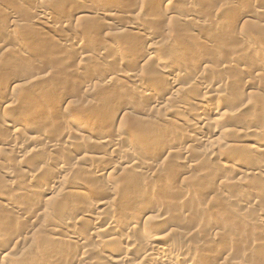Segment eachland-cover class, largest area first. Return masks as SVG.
Instances as JSON below:
<instances>
[{
    "label": "rangeland",
    "instance_id": "1",
    "mask_svg": "<svg viewBox=\"0 0 264 264\" xmlns=\"http://www.w3.org/2000/svg\"><path fill=\"white\" fill-rule=\"evenodd\" d=\"M88 1L89 0H0V65L3 64L1 65L2 67H0V111L1 107L5 106L4 102L7 98L12 97V99H15L14 101L16 103L11 109L9 108L6 110L7 112L4 116L0 112V123L8 122L13 119L16 123L21 125L22 128L19 127L22 130V134L26 137L21 136L18 138L19 141L16 140L20 151L12 149V151L3 150V153H1L2 157L0 163L2 165L0 164V169L4 171L9 168L10 171H13L14 178L12 180L14 186L10 189L5 188L3 185L4 180L6 179L3 178L2 173H0V189L3 198L19 204L24 201L25 195L31 194L34 191L35 183L27 176H23L24 170L20 166L21 164L18 163V156H20L23 151L27 152L30 151V149H33L37 140H44L43 138L46 139L47 137L58 139V134L66 130L69 134L64 133L68 134V137L71 136L78 139V142L75 145V150H73V147L71 148L72 150H69L70 152L67 151L71 156H75V152L79 146V148L82 146L84 149V145H82L83 143L81 141L89 139L97 141L101 139V136H106L107 139L110 138V140H114L116 132H125L123 134L127 137L123 136L121 139L118 138L120 140V147L125 150L128 145L127 142L135 141V152L128 155L126 154V156L121 153H114L113 156H109V154L104 152L106 153V158L103 160L102 165L114 166L118 171L122 168L118 166L120 163H117L122 160L121 157L123 158L121 162H123L130 160L134 157L133 155H135L134 160H141L143 162L153 163V165H159V167L161 166V170L159 169L157 172L155 170H150L151 172H147V175L143 173L141 175L134 174L133 176V173L129 172L131 174L129 175L126 171L125 173L119 171L114 175L113 178L115 180H113V183L110 179L94 180L96 184L99 183L103 186L102 188H106V192L110 189L113 196L110 197V195L107 194L105 190L103 191V189L102 193L104 194L99 195L98 193L97 196V192L92 190L93 193L88 192V195H90V200L94 203L99 202L100 200L114 202V205L108 214V216L114 219H119L121 217L120 213L126 207H129L131 203L134 202L135 204H138L141 201L144 202L142 207L148 209V211L150 210L155 214L160 213L159 215H163V218H167L166 222L159 224H152L150 221L145 223L149 230L145 235L142 234V237H137L141 240H138L140 244H137L133 250V252H135L133 254L136 258H144V261V256L147 254L148 256H155L154 252L150 249L152 239L156 236L163 235L167 238V242L164 243L165 247H171L182 252L186 257L188 256V259L196 263L198 262L197 264H264V227L253 221V219L255 220V217H260L261 213H263L261 216L264 215V191L263 193L261 192L262 196L261 193L257 192L256 194L255 192L256 190L252 182H256L259 179L257 176L251 175L252 177H250V175H248V178H246L245 176L247 175H244V173L247 172V168L249 169V165L247 164H249L250 161L245 164V166L247 165L245 168L243 167L244 165H242V167L229 165L225 160L229 156L235 154V146L239 147L242 143L233 141L235 140L234 137L232 138V135L229 134V136L226 135L229 137H226L227 139L220 137L218 143L215 144L216 147L203 143L199 144L201 139L206 137V133H200L201 135L198 134L196 135L197 137L194 136L196 139L193 138L191 140L183 137V134L186 133L184 131L188 130V127L180 121L181 116H183V114L184 116H189L193 113L192 110L195 111V106L193 105L201 100V94L197 92L196 94L194 93L193 96L190 94L189 96L194 97L196 100L192 102V104L186 106L188 109L184 106L181 107L182 110L180 106L176 104L177 102L173 101L172 93L165 92L167 89L161 87V84L158 82L155 83L157 87L154 84V89L149 91V94L152 96L147 94L145 95L146 97L143 96L142 99H139L136 96V98L133 97V93V95L128 94L129 96L131 95V97H128L126 94L125 97H128L129 100L123 98L124 96H120V90L124 87L126 88V83L124 82L114 81L115 83H109V85L106 86V81L110 79L113 73H136L138 75L140 74L142 78L147 79L151 77L153 72H157L159 69H163L162 67L166 64L171 65L172 63L171 67H175V69H173V75H181L179 76L182 79L180 80L183 81V84L181 81L179 82L182 86H186L185 84L189 81L193 84L192 81L196 78V72L202 74L206 73L204 75L209 77L208 79L206 77V79L213 85L210 87L211 89H215L220 85L228 86L232 81H236L237 84L232 85L234 87L230 86V84L228 86V91L226 90L225 93L222 92L220 98L218 95L219 93H215V90L212 91L210 89L207 92L208 95L212 91L209 95H214L215 93L216 97L221 101L223 100L222 102L224 105H222V112L232 113L230 111L235 110L233 113L234 115L231 116L232 118L227 117V119H225L227 121L224 120V124L222 123L226 126L225 128L227 130L233 128V130H240L241 128H239V124L241 125L240 127L243 126L244 128H248L254 126L258 122H264V63L263 65H260L261 67H258L260 69L262 68V71L257 70V72H255V74L259 76L255 78L254 74L251 76L252 79L249 77V74L253 69V71H255L256 68H253L251 71L247 69L245 70V66H242L243 63L238 62L240 58V62L242 61V56L239 55H244L246 57L255 54L256 51L264 52V22L261 21L264 20V0H103V2H105L103 3L104 5L95 3L94 5L92 0H90L89 3ZM162 1L170 2L175 5H173L171 14H167V12L161 7H158V3ZM41 3L46 5V7L50 6L49 12H51L50 14L53 19L51 21H56L57 19L55 18H61L64 16H67V18L69 17L70 19L68 18V22L57 27L56 30L58 31L56 32L41 24H36L33 22L38 15L35 12V7L41 6L39 5ZM114 4L116 5L114 6ZM98 5L99 10L101 9L100 12L107 9L109 10V6L113 5L116 8V10L111 11L112 14L114 13L116 15L113 17V20H104L103 18L104 21L102 20L100 24H97L96 21L90 19H88V21L82 14L76 13L83 7L98 9ZM190 8L196 10V15H198V17L196 16L197 18L195 19H197L196 21L199 23H205L203 24L204 28L202 24V27L200 26L198 28V26L195 27L191 21L190 23L182 21V18L186 15V11L188 12ZM139 10H143V13L147 15V18L146 16L145 18H142ZM137 13L142 20L145 19L143 20V23L146 24V30L143 32H135L133 29L136 20L138 19ZM11 15L13 17H11ZM81 15L83 18L80 19ZM13 20L17 21V23L15 29L14 27L11 28L10 32L7 30V27ZM206 24L208 26H206ZM5 26H7L6 29ZM54 33H56V37L52 36ZM160 34L164 35V39L167 38L166 41L163 39L164 42H161L163 37L159 38L158 36ZM146 35H152L151 37H156L157 35L159 39L157 38L154 41L156 42L158 40V42H160H156L159 49L157 55L153 57L154 59L150 60L147 64H140L137 60L139 56L135 53L136 51H134L135 49L133 46L135 42L137 43V41L144 40L145 37H147ZM170 38L171 45L169 42ZM207 38H214L212 41H214L215 44L212 45L209 43ZM64 39L71 41L80 40L79 42H76L78 43V46L76 47L77 49L75 50L74 48V51L73 49L71 51L65 50L63 46L64 41H62ZM127 39L130 43L126 42ZM193 41L194 43H192ZM166 43L169 44L170 50L166 49L168 48V44ZM172 43L174 44L172 45ZM18 46L22 49L21 52L16 50V47ZM167 50L170 52L168 53ZM92 52H105L110 57L113 55L112 58L114 59L111 60L116 61H88L83 58L85 53V55H87ZM242 52L243 54H241ZM165 54H167V56H165ZM114 55L117 56L114 57ZM171 56H174V58ZM196 56H201L202 59L205 58L203 60L200 59L205 63H201L200 60H195L194 58H197ZM162 58L163 61L165 60L162 62L163 64L157 62L158 60L162 61ZM233 58L235 61H233ZM167 62H169V64ZM227 65H229V67ZM211 66L213 68L217 66H220L221 68L225 67L224 71L226 72L223 73H226V77L223 76L224 74L220 75L218 72H213L216 70L211 69ZM76 68H79L78 72H75ZM156 69L157 71H155ZM246 71L249 72L247 73ZM183 76L185 79H183ZM227 76L229 78L231 77V80H228ZM227 82L229 83L227 84ZM196 83L199 87L204 86L201 82ZM54 94L56 95L54 96ZM170 94L172 98H170ZM178 94H180V92ZM112 97H119L120 99H112ZM151 97H154L155 99L158 98L161 104H155L152 101L153 98L150 99ZM168 98L170 100L172 99L171 101L173 102ZM178 99L181 100L182 96L178 95ZM38 101L43 105H40ZM168 101H170V105L167 103ZM47 102L48 104H46ZM92 102L98 104L97 106L99 108L95 107ZM129 102L132 104L131 106ZM165 103L168 105L165 106ZM126 107L134 108L129 115L125 113L126 111L124 108ZM184 110L185 113L183 112ZM236 111H238L237 114ZM24 113H27L28 116L30 115V122H27L29 121L28 118L27 120L21 118L24 116ZM172 113H176L177 116L176 114L174 116ZM42 114H46V116L50 115L53 119L51 122H43V120L41 121L39 119L42 117ZM170 114L171 116H169ZM206 116L208 117L207 114ZM70 118L77 123H71L69 121ZM25 120L29 124L24 123L22 125V121L25 122ZM236 127L237 129H235ZM157 128H164L166 131L169 130L167 135L173 137V143L171 144L173 149V151H171L173 154L169 153L166 138L162 139L165 140L164 142L161 141L157 145L145 142L148 135ZM4 133L5 132L1 133L0 136L4 137ZM45 133L46 137L44 136ZM206 135L209 136L208 134ZM199 136L204 137L197 139L200 138ZM28 137H32V139ZM33 137L36 138V141H34ZM38 137L42 139H38ZM194 139L195 141H193ZM229 139L231 141H229ZM257 139H259L258 135L251 138L254 142H256ZM63 140L64 139L60 138V142ZM253 141L247 142L245 145L250 144ZM1 147L2 146H0V149ZM82 148L81 150H83ZM85 148L87 151L93 150L92 152L94 153V149H92L90 145ZM161 150L164 151L162 152ZM0 151L2 152V149ZM91 151L90 154H93ZM203 151L205 152L203 153ZM65 152L66 151H64V153L51 151L49 153L50 156L54 154L51 156L52 158L57 157L64 160L66 158L68 159L67 155L70 157V155ZM65 154L66 156L62 157V155ZM102 155L104 156L103 152ZM210 156L211 158H209ZM31 160L33 161L34 158ZM114 161L116 162L115 164ZM6 166L8 168H6ZM238 171L239 173L241 171V173L239 174ZM42 172L40 171V173ZM43 174L44 173H42V175ZM124 175L126 176L124 177ZM48 177L53 180L55 177L57 178V174L54 173V175L51 174ZM56 178L53 181H57ZM84 178L86 177L84 176ZM132 180L134 181L132 182ZM144 181L147 183L150 182V187L144 188V186H142V184L145 185ZM90 182L93 181L91 180ZM224 183L228 185L226 186ZM124 184L126 186H124ZM225 186L229 190L226 189ZM60 191H62L60 187H58V189L55 187L53 194L60 195L62 193ZM71 192H73V190ZM93 194L96 196L93 197ZM63 197L64 199L62 196L60 197L61 199L57 205L48 209L49 211L47 210L49 213L44 220L42 219L43 221H45V219L47 220L45 221L49 225V228L46 229L47 231L43 232V229H39V227L33 228L34 230H27L26 225L23 222H18L19 220L17 221L13 218L8 219L7 222H4L5 220H0V222L8 224L7 229L3 223H0V236L9 233L8 239L6 238L7 240L0 238V240L3 239L0 243L6 247V251L4 250L1 256L6 255L7 253V256L11 260H9V262H26L25 260H28L29 262L30 260L31 263L34 261L35 264H72V261L75 262L76 260H80L81 255H79V251L74 247H68L66 243L63 245V242L57 243L59 240H51L53 237H58L53 231L55 229L57 230L58 227L56 226L60 224L59 221L64 215L63 213H65V211H70L72 203H78L81 205L86 203V198L84 197V199L81 195L72 199H68V197H66V199L65 196ZM22 204L26 210L27 217L29 216L28 220L30 218L31 220L29 221H34L31 217H35V214L30 216V212L33 210L35 211L38 208L37 204H35L36 206L25 204L24 202ZM2 210L3 206L0 205V215ZM252 216L254 218H252ZM53 221L58 225H55L56 223ZM108 221L110 222V220ZM138 222L144 223V220L139 219ZM21 224H24L25 227ZM55 232L57 233V231ZM206 233L211 235V238H207L206 236L203 237ZM25 238L28 242L25 241ZM99 243L101 244V242ZM122 244L123 243L117 244L114 251L117 250V253L120 254L129 253L128 246L124 244L123 246ZM216 251L221 255V258L219 255L220 259H218V257L216 258L218 261L211 256V254ZM94 254L90 253L86 256V259L82 256L85 262L83 264H95L97 257ZM128 257L132 259L131 256ZM103 262L105 264H120L119 261L116 263H112L109 260ZM5 263L11 264L8 262Z\"/></svg>",
    "mask_w": 264,
    "mask_h": 264
},
{
    "label": "bare ground",
    "instance_id": "2",
    "mask_svg": "<svg viewBox=\"0 0 264 264\" xmlns=\"http://www.w3.org/2000/svg\"><path fill=\"white\" fill-rule=\"evenodd\" d=\"M39 1V0H38ZM90 1V0H89ZM88 1V3H89ZM123 1V0H122ZM152 1H155V0H152ZM73 2V1H72ZM86 2V1H85ZM231 2V1H230ZM264 2V1H263ZM40 3V2H39ZM83 3V2H82ZM87 3V2H86ZM92 3L94 4H99V5H102L103 3V0H92ZM229 3V2H228ZM226 3V4H228ZM256 3V2H255ZM92 4V5H93ZM94 4V5H95ZM157 4V3H156ZM41 6H37L35 7L36 10L35 12L38 14L36 16V18L34 19L33 22H35L36 24H41L43 26H45L46 28L48 29H51L53 30L54 32L58 31L56 30L57 27L63 25L65 22H68V18L67 16H64V17H61V18H55L57 19L56 21H51L53 20L52 17H51V12H49V7H46V5L44 4H39ZM99 5H98V9H95V8H91V7H83L80 9L79 12H76L77 14H82L83 17L87 20L90 19V20H93V21H96L97 24H100V22L105 19H110V20H113V17H115L116 15L111 11H114L116 10V8L114 7L116 4L111 5L109 6V10H103V12H100L101 9L99 10ZM104 5V4H103ZM120 5V4H119ZM173 5L172 3L170 2H159L158 3V7L162 8L165 12L168 13H172V8H173ZM192 5V4H191ZM229 5V4H228ZM257 5V4H256ZM87 6V5H86ZM97 6V5H96ZM149 6V5H148ZM175 6V5H174ZM231 7V6H229ZM136 8V7H135ZM156 8V7H155ZM194 9V8H193ZM190 8V10L187 12L186 11V15L184 16V18H182V21H187L188 23H191L195 25V27L198 26V28L203 24L205 23H199L198 21H196L198 17V15H196V10H193ZM264 9V8H263ZM51 10V9H50ZM137 10V9H136ZM175 10V9H174ZM198 11V10H197ZM228 11V10H226ZM140 15L142 18H147V15H145L143 13V10H139ZM138 12V13H139ZM145 12V11H144ZM259 12V11H258ZM138 13H137V17L138 19L136 20V23H135V26H134V30L135 32H143L145 31V26L146 24H144L143 19L141 17L138 16ZM143 13V14H142ZM146 13V12H145ZM263 13V12H262ZM10 14V13H9ZM124 14V13H123ZM147 14V13H146ZM260 14V13H259ZM258 14V16H259ZM82 15L80 16V19L83 18ZM261 15V14H260ZM150 16V14H149ZM197 16V17H196ZM11 17H13L11 15ZM136 17V18H137ZM250 17V16H249ZM257 17V16H256ZM141 18V19H139ZM200 18V17H199ZM70 19V18H69ZM250 19V18H249ZM86 20V21H87ZM103 20V21H104ZM89 21V20H88ZM264 22V20H261ZM70 22V21H69ZM107 22V21H106ZM203 22V20H202ZM249 22V21H248ZM251 22V21H250ZM257 22V21H256ZM259 22V21H258ZM16 23L17 21L13 20L11 22V24L7 27L5 26V29L7 27V30L11 32V28L16 27ZM89 23V22H88ZM87 23V24H88ZM187 23V24H188ZM191 24V25H192ZM202 24V25H201ZM90 25V24H89ZM102 25V24H101ZM65 26V25H64ZM206 26H208L206 24ZM205 26V27H206ZM252 26V25H251ZM254 26H255V23H254ZM261 26V25H260ZM264 26V25H263ZM217 27V26H216ZM203 28H204V25H203ZM212 28V27H211ZM264 28V27H263ZM13 29V30H14ZM60 29V28H59ZM251 29V28H250ZM12 30V32H13ZM77 30V29H76ZM204 30V29H203ZM235 31V30H234ZM6 32V31H5ZM56 33H54V35L52 36H55ZM78 34V33H77ZM8 35V34H7ZM150 35V34H148ZM154 35V34H153ZM162 35V36H161ZM58 36V35H57ZM77 36V35H76ZM75 36V37H76ZM147 36V35H146ZM152 36V35H151ZM151 36H147L145 37L144 40L142 41H137V43L135 42L134 43V51H136L135 53H137V55L139 56L138 57V61L140 64H147L150 60L154 59L153 57H155L157 55V51H158V47L157 46L158 44L156 42H158V40L155 42L154 40H156L158 37H163L164 35L163 34H160L158 37L156 35V37H151ZM197 36V35H196ZM49 37V36H48ZM172 37V36H171ZM194 37V36H193ZM209 37V36H208ZM213 37V36H212ZM74 38V37H73ZM72 38V39H73ZM81 38V37H80ZM158 38V39H159ZM71 39V38H70ZM164 37L161 39L162 41L161 42H164V40L166 41V39H164ZM214 39V38H213ZM213 39H208V42L211 43L212 45L215 44L214 41H212ZM220 39V38H219ZM218 39V40H219ZM175 40V39H174ZM3 41V40H2ZM5 41V40H4ZM64 41L63 42V46H64V49L67 50V51H71L73 49L74 51V48L75 50L77 49L76 47L78 46L76 43L78 40H62ZM80 41V40H79ZM78 41V42H79ZM168 41V40H167ZM171 41V38L169 40V42ZM1 42V41H0ZM125 42V41H124ZM127 43L130 41H126ZM218 42V41H216ZM5 43V42H4ZM6 43H7V40H6ZM81 43V42H80ZM160 43V42H158ZM194 43V41L192 42ZM3 44V42H2ZM82 44V43H81ZM157 44V45H156ZM165 44V43H164ZM168 44V43H166ZM174 43H172L173 45ZM6 45V44H4ZM170 45H171V42H170ZM264 46V45H263ZM132 47V46H131ZM171 47V46H170ZM213 47V46H212ZM211 47V48H212ZM215 47V46H214ZM17 51L18 52H21V48L20 46L16 47ZM84 48V47H83ZM173 48V47H172ZM106 49V48H105ZM105 49H102V50H105ZM168 50H170L169 48V44H168V48H166ZM98 50V49H97ZM167 52L169 53L170 51ZM217 50V49H216ZM264 50V48H263ZM162 51V50H161ZM166 51V50H164ZM173 51V50H172ZM209 51V50H208ZM214 51V50H212ZM221 51V50H220ZM244 51V50H243ZM261 51V50H259ZM88 52V51H87ZM101 52V51H100ZM128 52V51H127ZM160 52V51H159ZM166 52V53H167ZM218 52V51H217ZM216 52V53H217ZM263 52V51H262ZM255 52V54H251V56H249L247 53V55L249 56H244V55H239V56H242V61L240 62L239 60L238 62L239 63H243L242 66H245V70H252L253 68H256L255 71L252 70V72H250V76H253L255 74V72H257V70H260L262 71V68H258L261 64L263 65L264 63V52ZM17 53V52H16ZM82 53V52H81ZM161 53V52H160ZM209 53V52H208ZM207 53V54H208ZM84 54V53H83ZM86 54V53H85ZM84 54V59L85 60H92V61H103L105 62V60L108 62V60L110 61L111 59H114L112 58L113 55L110 57L108 54H106L105 52H102V53H89L87 55ZM125 54V53H124ZM171 54V53H170ZM214 54V53H213ZM228 54V53H227ZM243 54V52L241 53ZM120 55H123V54H120ZM172 55H173V52H172ZM222 55V54H221ZM238 55V54H237ZM2 56V55H1ZM117 56V55H116ZM114 55V57H116ZM125 56V55H123ZM165 56H167V54H165ZM169 56V55H168ZM175 56V55H174ZM174 56H171L174 58ZM220 56V55H219ZM233 56V55H232ZM235 56V55H234ZM121 57V56H120ZM197 58H194L195 60H200L202 59L201 56H196ZM210 57V56H209ZM214 57V56H213ZM248 57V58H247ZM118 58V57H117ZM230 58V57H229ZM232 58V57H231ZM123 59V58H122ZM156 59V58H155ZM170 59V57H169ZM172 59V58H171ZM192 59V58H191ZM190 59V60H191ZM205 59V58H203ZM202 59V60H203ZM234 59V58H233ZM236 59V57H235ZM235 59L233 61H235ZM201 61L204 62V61ZM215 60V59H214ZM1 61V60H0ZM111 61H116V60H111ZM120 61H123V60H120ZM165 61V60H164ZM163 61V58H162V61L158 60L157 62H164ZM170 61V60H169ZM232 61V62H233ZM128 62V61H127ZM156 62V60H155ZM173 62V61H172ZM185 62V61H184ZM187 62V61H186ZM192 62V61H191ZM231 62V61H230ZM154 63V62H153ZM169 64V62H167ZM171 63V62H170ZM177 63V62H176ZM205 63V62H204ZM208 63V62H207ZM236 63V62H235ZM6 64V63H5ZM163 64V63H162ZM166 64V62H165ZM186 64V63H185ZM189 64V63H188ZM234 64V62H233ZM238 64V63H236ZM3 65V64H1ZM0 65V67H2ZM62 65V64H61ZM158 65V64H157ZM170 65V64H169ZM165 65L163 66L162 68L163 69H159V71H157V69L155 71L157 72H153L151 74V77L147 78V79H144L142 78V76L139 74H126V73H120V72H116L117 74L113 73L110 77V79L108 81H106V86L109 85V83H115L114 81H120V82H124L126 83V88L124 87L122 90H120L119 92V95L120 96H124L123 98H127L129 100L128 97H131V95L129 96L128 94H134L133 97H137L139 99H142L143 96L146 97L145 95L149 94V91L154 89V84L156 82H158L159 84H161V87L167 89L165 92H168V93H172V96L173 98L171 97V94H170V98L173 99V101L177 102L176 104H178L181 107H186L188 106L189 104H192V102H194L196 99H194V97H191L189 96L190 94H193L196 92L201 94V100H199L197 103H195V111L192 110L193 113H191L189 116H181V119L180 121L186 125L188 127V130H185L183 134V137L188 139V140H191L193 138L196 139V135L200 134V133H206L208 134L209 136H207L205 134L206 137L204 136H201V137H204L201 139L200 138H197V139H201V142H199V144L203 143V144H206V145H210V146H213V147H216L215 144L218 143L220 137L222 138H226L227 136L226 135H232V138L234 137L235 140L233 141H237L238 143H242V145H240L239 147L238 146H235L236 147V150H235V154H233L232 156H229L228 158H224L226 160V163H228L229 165H233V166H240L242 167V165H244L243 167H247V165H249V169L247 168V172L244 173V175L246 174L247 176H245L246 178H248V175H250V177H252L251 175H255L257 176L259 179L255 182H252L253 186L255 187V191L256 194L257 192L259 193H263L264 191V122H258L256 123L254 126H251V127H248V128H244L243 126L240 127L241 125L239 124V128H241L240 130L237 129V127L235 129L237 130H233V129H230V130H227L225 127V125H223V121L225 119H227V117L229 118H232L231 116H233L234 114V111H230L232 113H229V112H222V109H223V100L221 101L219 98L221 96V93H225V91L227 90L228 91V86H232L234 84H237L236 81L232 83H229L227 82L228 86H218L216 87L215 89H211L210 87H212V83L211 82H208V78L207 76H205L204 74L202 73H199V72H196V78L193 79V84L189 82H187L185 85L186 86H182V82L181 81L182 79L180 78V74H177L178 76L176 75H173L174 74V71L173 69H175V67H171V65ZM190 65V64H189ZM220 65V64H218ZM240 65V64H239ZM82 66V65H81ZM80 66V67H81ZM174 66V65H173ZM191 66V65H190ZM194 66V65H193ZM221 66V65H220ZM220 66H217V67H210L211 69L213 70H216V71H213V72H218L220 75L224 74L223 72H226L224 71V68H221ZM229 67V65H227ZM226 66V67H227ZM11 67V66H9ZM187 67V65H186ZM261 67V66H260ZM8 68V67H7ZM189 68V67H188ZM82 69V68H81ZM1 70V69H0ZM4 70V69H2ZM179 70V69H178ZM197 70V69H196ZM263 70H264V67H263ZM79 71V68L75 69V72H78ZM177 71V70H175ZM198 71V70H197ZM200 71V70H199ZM203 72V70H202ZM228 72V71H227ZM247 72V71H246ZM249 72V71H248ZM247 72V73H248ZM5 73V72H4ZM177 73V72H176ZM229 73V72H228ZM214 74V73H213ZM180 75V76H179ZM208 75V74H207ZM226 73L223 75L225 76ZM5 76V75H4ZM210 76V75H209ZM212 76V75H211ZM221 76V77H223ZM259 75H256L255 74V78L258 77ZM263 76V75H262ZM207 77V79H206ZM226 77V76H225ZM224 77V78H225ZM228 77V76H227ZM261 77V76H260ZM214 78V77H213ZM223 78V79H224ZM231 78V77H230ZM229 77H228V80H231ZM233 78V77H232ZM252 78V77H251ZM181 79V80H180ZM183 79L184 76H183ZM226 79V78H225ZM236 79V78H235ZM249 79V78H248ZM253 79V78H252ZM192 80V79H191ZM220 80V79H219ZM234 80V79H233ZM257 80V79H255ZM113 81V82H112ZM182 84H180V82ZM215 81V80H214ZM196 82H201L202 85H204L203 87H199V85H197ZM231 82V81H230ZM252 82V81H251ZM198 83V84H199ZM204 83V84H203ZM250 83V82H249ZM253 83V82H252ZM206 84V85H205ZM100 85V84H99ZM105 85V83H104ZM111 85V84H110ZM156 85V84H155ZM225 85V84H223ZM103 86V85H102ZM157 87V85H156ZM159 87V85H158ZM234 87V86H232ZM162 88V89H163ZM215 90V93H219V98L216 97V94L214 93V95H207V92L208 90ZM105 90H106V87H105ZM112 91V90H111ZM155 91V90H154ZM153 92V91H151ZM160 92V91H158ZM180 92V94L178 93ZM181 95L182 96V99H178V95ZM126 94L128 95V97H125ZM132 94V95H133ZM156 94V93H155ZM56 94H54L55 96ZM105 95V94H104ZM118 95V94H117ZM151 95V94H149ZM167 95V94H166ZM177 95V96H176ZM14 96V95H13ZM21 96V95H20ZM114 96V95H113ZM116 96V95H115ZM152 96V95H151ZM155 96V95H154ZM223 96V94H222ZM225 96V95H224ZM27 97V96H26ZM110 97V96H109ZM135 97V98H136ZM51 98V97H50ZM115 98V97H114ZM112 97V99H114ZM116 98H119V97H116ZM115 98V99H116ZM153 98V99H152ZM157 98V97H156ZM176 98V99H175ZM49 99V98H47ZM110 99V98H109ZM111 99V100H112ZM120 99V98H119ZM150 99H152V101L155 103V104H161V102L157 99H155L154 97H151ZM169 99V98H168ZM171 99V100H172ZM226 99V98H225ZM241 99V98H240ZM15 99H12V97L10 98H7V100L4 102L5 106L4 107H1V113L3 114V116L6 114V110H8L9 108L11 109L12 106L15 103L14 101ZM20 100V98H19ZM108 100V99H107ZM118 100V99H117ZM122 100V99H121ZM124 100V99H123ZM170 100V99H169ZM170 100V101H171ZM116 101V100H115ZM132 101V100H131ZM170 101H168L167 103H169ZM171 101V102H173ZM22 102V101H21ZM20 102V103H21ZM127 102V100H126ZM174 102V103H175ZM240 102V101H239ZM238 102V103H239ZM39 103V101H38ZM41 103V102H40ZM39 103V104H40ZM130 103V102H129ZM128 103V104H129ZM167 103H165L164 105H168ZM48 104V102L46 103ZM50 104V103H49ZM93 105H95V107H98L97 105L98 104H94L92 102ZM40 105H43V104H40ZM51 105V104H50ZM132 104L130 103V106ZM170 105V103H169ZM46 106V105H44ZM49 106V105H48ZM91 106V105H89ZM129 106V105H127ZM174 106V105H173ZM42 107V106H41ZM40 107V108H41ZM94 107V108H95ZM176 107V106H175ZM34 108V107H33ZM92 108V107H91ZM93 108V109H94ZM99 108V107H98ZM105 108V107H104ZM179 108V109H180ZM187 108V107H186ZM230 108V107H229ZM50 109V108H49ZM132 107H126L124 108V110L126 111L125 113H127L129 115L130 112H132ZM182 109V108H181ZM188 109V108H187ZM186 109V110H187ZM194 109V108H193ZM235 109V108H234ZM29 110V109H28ZM96 110V109H95ZM99 110V109H98ZM183 110V109H182ZM30 111V110H29ZM46 111V110H44ZM103 111V110H102ZM41 112V111H40ZM98 112V111H97ZM181 112V111H180ZM185 113V110L183 111ZM182 112V113H183ZM238 111H236V114H237ZM30 113V112H29ZM36 113V112H35ZM66 113V112H65ZM209 113V114H208ZM173 114V113H172ZM176 114V113H175ZM175 114H173L175 116ZM206 114L208 115V117L206 116ZM32 115V114H31ZM38 115V114H37ZM66 115V114H65ZM95 115H96V112H95ZM172 115V116H173ZM179 115V114H178ZM41 116V114H40ZM39 116V117H40ZM171 116V114L169 115ZM177 116V114H176ZM29 117L30 115L28 116L27 113H24V116L21 117L22 119H26L28 118L29 120ZM124 117V116H123ZM238 117V116H237ZM42 118V119H41ZM39 118L41 121L43 120V122H46V121H49L51 122V120L53 118L50 117V115L46 116V114H42V117ZM100 118V116H99ZM103 118V117H102ZM180 118V117H179ZM21 119V120H22ZM31 119V118H30ZM171 119V117H170ZM240 119V118H239ZM9 120V118H8ZM13 120V119H12ZM8 121V122H2L0 123V135L1 133L5 132L3 134L4 137H1L0 138V146L1 149H2V152L0 151V160H1V157H2V154L3 153V150H9V151H12V149H17L20 151L19 149V145H17V141L19 137L21 136H24L22 134V130H21V125H19L18 123H16L14 120L13 121ZM23 122L22 121V125L25 123V124H29L27 122H30L27 121L26 122ZM32 120V119H31ZM102 120V119H101ZM107 120V118H106ZM165 120V119H164ZM230 120V119H228ZM71 123H74L76 124L77 122H75L73 119L70 118L69 120ZM227 121V120H225ZM234 121V120H233ZM40 122V121H39ZM42 122V123H43ZM236 122V121H235ZM32 123V122H31ZM30 123V124H31ZM38 123V122H37ZM223 123V124H222ZM227 123V122H226ZM225 123V124H226ZM241 123V122H240ZM246 123V122H245ZM18 124V125H17ZM123 124V123H122ZM233 124V123H232ZM227 125V124H226ZM245 125V124H244ZM21 128H20V127ZM25 126V125H24ZM234 126V125H233ZM160 127V126H159ZM247 127V126H246ZM118 128V127H117ZM172 130V129H171ZM169 131V130H168ZM164 128H157L155 130H153V132L151 134L148 135V137L146 138L145 142H149L151 144H158L159 142H164L165 140H162V139H167V148L169 150V153H172L173 149H172V141H173V137H171V135H167V132ZM68 133L66 130L65 131H62L59 135V138H43L44 140H37L36 141V138L33 137L34 141H36L35 143V146L33 147V149H30V151H23L21 152L20 156H18V163L21 164L20 166L23 168L22 172L24 173L23 176H27L31 181H33L35 183V188H34V191L31 193V194H28V195H25L24 197V203L25 204H30V205H35L37 204L38 208L31 213L30 216H32V214H35V217L32 216L31 218L34 219V221H29L31 220L29 218L28 220V217H27V213L25 212V208L23 207V202H20L19 204H16V202H13L12 200H5V198H3V194L1 193V189H0V205L3 206V210H2V213L0 215V220H5L4 222H7L8 219H16L18 222H23L25 225H26V229L28 230H34L33 228H38L39 229H43L42 231H47L46 229L49 228V225L45 222L47 221L44 218L46 217V215L49 213L47 212L48 209H50L51 207L57 205L60 201V197L62 196V198L64 199L63 196L68 197V199H72V198H75L77 197L78 195L81 197H85V201L87 203H84L83 205L81 204H74L72 203L71 207H70V211L63 213L64 215L62 216V218L60 219V224L58 225L55 221L56 224L55 225H58L56 227L57 230L55 228L53 233L58 236V237H53L51 238L52 241L56 240L58 241L57 243L59 242H63L62 244L64 245L66 243V245L69 246H72L71 248H75L77 251H79V255H81V258L80 260H76L75 262L72 261L71 263L72 264H83L85 263L84 262V259H86V256H88L90 253H95L94 255L97 257V261L95 262V264H105L103 261H111L112 263H116L117 261H119L120 264H197L196 262H193L192 260L188 259V256L186 257L182 252H179L178 250H175L174 248H171V247H165L164 243H166V236H163V235H160V236H156L152 239V244L150 245V249L154 252L155 256H151L148 254L145 257V260L143 261L144 258H136L135 255L133 253V250L135 249V247L137 246V244H140L139 241L141 239H138L137 237L139 236L142 237L143 235L142 234H146L148 233V226H146L145 223H147L148 221L152 222V224H159V223H163V222H166V219L167 218H163L164 216L163 215H159V214H155L153 213L152 211H148V209H145L144 207H142V204H144L143 201H141L140 203L138 204H135L134 202L131 203V205L129 207H126L120 214H121V217L119 219H114V218H111L110 216H108L111 208L113 207V203L112 201H102L100 200L99 202H92L91 197L90 195H88V192H92V190L96 191L97 192V196H98V193L99 195L100 194H104L102 193V189L103 191L106 189L102 188L103 186H101L99 183V186L98 184H96V182H94V180H107V179H110V181L113 183L115 180L113 177L114 175H116V173H118L119 171H123L125 173L130 172V173H133L132 176L135 174L137 175H141L143 173H147L149 172L150 170H155L156 172L160 169L159 165H153V163H148V162H143V161H136L134 160V157L135 155H133L134 157H132L130 160H126V161H123V158L121 157V161L120 162H117V163H120L118 166L121 168H119L120 170H116V167L114 166H103L102 163H103V160L106 158L105 157V154H109V156H113L114 153H121V154H131L132 152H135V148H136V144H135V141L132 142V141H129L127 142V147L126 149H121L120 147V143H119V139L123 138L125 132L121 133V132H116L115 134V139L114 140H110V138L107 139L106 136H101V139L100 140H85V141H81L82 145H84V149L81 150V148L78 147L77 151L75 152V156H71L70 153H68L67 151H69L71 148H73V150H75V145L76 143L78 142V139L77 138H73V137H68V134H65V133ZM134 132V131H133ZM93 133V132H92ZM96 133V132H95ZM132 133V132H131ZM137 133V132H136ZM182 133V132H181ZM108 134V133H107ZM170 134V133H169ZM46 135V133L44 134V136ZM133 135V134H131ZM179 135V134H178ZM201 135V134H200ZM204 135V134H203ZM228 135V136H229ZM256 135H258L259 139L256 140V142H254L253 140H251L252 137H256ZM42 136V135H41ZM40 136V137H41ZM108 136V135H107ZM126 136V135H125ZM124 136V137H125ZM168 136V137H166ZM181 136V135H180ZM196 136V137H194ZM25 137V136H24ZM43 137V136H42ZM46 137V136H45ZM110 137V136H109ZM127 137V136H126ZM26 138V137H25ZM30 138V137H28ZM27 138V139H28ZM60 138L66 140V141H61L60 142ZM119 138V139H118ZM221 138V139H222ZM229 138V137H227ZM226 138V139H227ZM231 138V136H230ZM32 139V137L30 138ZM29 139V140H30ZM38 139H42V138H39ZM195 139L193 141H195ZM129 140V139H128ZM127 140V141H128ZM136 140V139H135ZM19 141V140H18ZM197 141V140H196ZM229 141H231L229 139ZM250 141H253L251 142L250 144H247L245 145L247 142H250ZM197 142V143H198ZM38 143V144H37ZM221 143V142H220ZM20 144V142H19ZM80 144V143H79ZM139 144V143H138ZM147 144V143H146ZM90 145L92 147V149H94V153L93 154H90V151H87V149L85 148L86 146ZM161 145V144H160ZM204 145V146H206ZM219 145V144H218ZM221 145V144H220ZM171 146V147H169ZM203 146V145H202ZM77 147V146H76ZM218 147V146H217ZM165 148V147H164ZM0 149V150H1ZM90 149V148H88ZM140 149V148H139ZM161 149V148H160ZM72 150V149H71ZM104 150V151H102ZM172 150V151H171ZM204 150V149H203ZM51 151H59V152H63L66 151L65 153L69 154L70 157L67 155L68 159H60V158H57V157H54L52 158L51 155L50 156V153ZM162 151V150H161ZM164 151V150H163ZM162 151V152H163ZM206 151V150H205ZM203 151V153L205 152ZM209 151V150H208ZM70 152V151H69ZM72 152V151H71ZM102 152L104 154V156L102 155ZM106 152V153H104ZM55 153V152H54ZM177 153V152H175ZM200 153V152H199ZM207 153V151H206ZM5 154V153H4ZM3 154V155H4ZM52 154V153H51ZM119 154V155H121ZM136 154V153H134ZM173 154V153H172ZM209 154V153H208ZM170 155V154H169ZM189 155V154H188ZM200 155V154H199ZM206 155V154H205ZM211 155V154H209ZM208 155V156H209ZM65 155H62V157H65ZM108 156V155H107ZM124 156V157H125ZM5 157V156H3ZM30 157V158H29ZM116 157V156H115ZM128 157V156H127ZM126 157V158H127ZM202 157V156H201ZM34 158V160L32 161L31 159ZM111 158V157H110ZM130 158V157H129ZM128 158V159H129ZM211 158V156L209 157ZM139 159V158H138ZM187 159V158H186ZM3 160V159H2ZM7 160V159H5ZM9 161V160H7ZM248 161H250L249 164ZM9 163V162H8ZM116 162L114 161V164ZM1 164V163H0ZM245 164H247L245 166ZM2 165V164H1ZM117 166V167H118ZM191 166V165H190ZM3 167V166H2ZM194 167V166H193ZM6 168H8L6 166ZM5 168V169H6ZM235 168V167H234ZM11 169V168H10ZM37 169V170H36ZM161 170V169H160ZM235 170V169H234ZM236 170H241V169H236ZM40 171L42 173H44L42 175V173H40ZM151 172V171H150ZM154 172V171H153ZM155 172V173H156ZM0 173H2V177L5 178L6 180H4V185L5 188H12V186H14V182L12 181L14 178H13V171H10L9 168L6 169V170H1L0 169ZM57 174V181H53L51 180V178H49L48 176H50L51 174L54 175ZM127 173V174H128ZM129 173V175H131ZM187 173V171H186ZM239 173V171H238ZM241 173V171H240ZM239 173V174H240ZM47 174V176H46ZM148 174V173H147ZM146 174V175H147ZM42 175V176H41ZM243 175V176H244ZM84 176L86 178H84ZM89 176V177H88ZM126 175H124L125 177ZM81 177V178H80ZM130 177V176H129ZM244 177V178H245ZM254 177V176H253ZM113 178V179H112ZM245 178V179H246ZM250 179V178H249ZM88 180H92L93 182H90ZM185 180V179H184ZM109 181V180H108ZM109 181V182H110ZM117 181V180H116ZM134 180H132L133 182ZM148 181V180H147ZM104 182V181H103ZM121 182V181H120ZM119 182V183H120ZM32 183V182H31ZM128 183V182H127ZM145 185L142 184V186H144V188L146 187H150V182H145ZM237 183V182H236ZM118 184V182H117ZM225 184V183H224ZM106 185V184H105ZM226 185V184H225ZM228 185V184H227ZM226 185V186H227ZM251 185V184H250ZM2 186V187H3ZM58 189V187H60V189H62V192L60 195H56V194H53V190H55V187ZM115 186V185H114ZM124 186H126L124 184ZM128 186V185H127ZM225 186V187H226ZM236 186V185H235ZM107 187V186H106ZM121 187V186H120ZM222 187V186H221ZM229 187V186H228ZM4 188V187H3ZM152 188V187H151ZM18 189V188H17ZM73 192H71L72 190ZM108 189V188H107ZM113 189V188H112ZM119 189V188H118ZM162 189V188H161ZM165 189V188H164ZM225 189V188H224ZM226 189H228L226 187ZM5 190V189H3ZM2 190V191H3ZM8 190V189H7ZM21 190V188H20ZM114 190V189H113ZM129 190V189H128ZM229 190V189H228ZM246 190V189H244ZM249 190V189H247ZM75 191V192H74ZM152 191V190H151ZM217 191V190H216ZM20 192V191H19ZM95 192V193H96ZM106 192V190H105ZM116 192V191H115ZM125 192V191H124ZM154 192V191H153ZM247 192V191H246ZM21 193V192H20ZM107 194L111 196H113L112 194V191L109 189L107 190L106 192ZM106 193H105V196H106ZM144 193V192H143ZM249 193V192H247ZM251 193V192H250ZM262 193H261V196H262ZM121 194V193H120ZM219 194V192H218ZM222 194V193H221ZM116 195V194H115ZM114 195V197H115ZM260 195V194H259ZM92 196V195H91ZM96 196V195H95ZM94 194H93V197H95ZM264 196V194H263ZM5 197V196H4ZM80 197V198H81ZM67 199V198H66ZM77 199V198H76ZM104 199V198H103ZM229 200V199H228ZM3 201V202H2ZM64 201V200H63ZM69 201V200H68ZM133 201V200H132ZM131 201V202H132ZM136 201V200H135ZM172 201V200H171ZM170 201V202H171ZM5 202V203H4ZM74 202V201H73ZM76 202V201H75ZM178 202V201H177ZM24 204V205H25ZM69 204V203H68ZM170 204V203H169ZM172 204V203H171ZM70 205V204H69ZM176 205V204H175ZM36 206V205H35ZM174 206V205H173ZM32 207V206H31ZM91 207V208H90ZM33 209V208H32ZM64 209V208H63ZM66 209V208H65ZM68 209V208H67ZM157 209V208H156ZM93 210V211H92ZM49 211V210H48ZM156 211V210H155ZM262 211V210H261ZM28 212V211H27ZM62 212V211H61ZM246 213V212H245ZM244 213V214H245ZM261 213V212H260ZM263 213H261L262 215ZM26 215V216H25ZM29 215V214H28ZM189 215V214H188ZM253 215V214H252ZM260 217H255V220L253 219L254 222L256 223H259L261 225H263L264 227V215ZM108 216V217H107ZM259 216V215H258ZM107 217V218H106ZM196 217V216H195ZM192 218V217H190ZM249 218V217H248ZM252 218H254L252 216ZM250 218V219H252ZM43 219V220H42ZM113 219V220H112ZM140 220H144V223H140L138 222ZM188 219V218H187ZM49 220V219H48ZM110 220V222L108 221ZM11 222V220H9ZM15 221V220H14ZM42 221V222H41ZM146 221V222H145ZM58 222V223H59ZM0 223H3V222H0ZM13 223V222H11ZM6 227H7V223H3ZM2 224V225H3ZM24 224H21V225H24ZM150 224V223H148ZM167 224V223H166ZM1 225V224H0ZM3 225V226H4ZM24 225V227H25ZM145 225V226H144ZM14 226V225H13ZM52 226V225H51ZM15 227V226H14ZM1 228V227H0ZM16 228V227H15ZM19 228V227H18ZM151 228V227H149ZM6 229V228H5ZM4 229V231H5ZM8 229V227H7ZM11 229V228H10ZM45 229V230H44ZM22 230V229H21ZM20 230V231H21ZM3 231V233H4ZM9 231V230H8ZM15 231V230H14ZM39 231V230H38ZM41 231V232H42ZM57 231V233L55 232ZM197 231V229H196ZM27 232V231H26ZM29 232V231H28ZM34 232V231H33ZM51 232V230H50ZM59 232V233H58ZM204 232V231H203ZM2 233V234H3ZM20 233V232H19ZM9 234V233H8ZM8 234H3L0 236V238H3V239H8ZM46 234V233H44ZM188 234V233H187ZM198 234V233H197ZM201 234V233H200ZM20 235V234H19ZM35 235V234H34ZM142 235V236H141ZM191 235V234H190ZM169 236V235H168ZM203 236V235H202ZM207 237V238H211L209 234H205L203 237ZM25 237V236H24ZM91 237V238H89ZM171 237V236H170ZM27 238V236H26ZM25 238V239H26ZM47 238V237H45ZM172 238V237H171ZM3 239H1L3 241ZM6 239V240H7ZM15 239V238H14ZM0 240V242H1ZM24 240V239H23ZM103 240V241H102ZM139 240V241H138ZM211 240V239H210ZM5 241V240H4ZM27 241V239L25 240ZM50 241V240H49ZM55 241V242H56ZM206 241V239H205ZM209 241V240H208ZM20 242V241H19ZM28 242V241H27ZM101 242V244L99 243ZM103 242V244H102ZM193 242V241H192ZM45 243V242H44ZM47 243V242H46ZM54 243V242H53ZM55 243V244H57ZM123 243L124 245H127L128 248H129V253H125V254H120V253H117V250H115L116 248V245L117 244H121ZM199 243V242H198ZM26 244V243H25ZM122 244V245H123ZM61 245V244H60ZM121 245V246H122ZM123 245V246H124ZM185 245V244H184ZM9 246V245H8ZM126 246V247H127ZM254 246V244H253ZM198 247V246H197ZM5 245L3 246V244L0 243V264H6L5 262H8V263H11V264H35V262L31 263V261L29 260H25L26 262L22 261V262H9L10 258L7 256L8 254L6 253V255H2L3 251L5 250ZM32 248V247H31ZM199 248V247H198ZM34 249V248H32ZM127 249V248H126ZM132 249V250H130ZM214 249V248H213ZM30 250V249H29ZM28 250V251H29ZM74 250V249H73ZM6 251V250H5ZM76 251V252H77ZM116 252V253H114ZM128 252V251H127ZM208 252V251H207ZM218 251L216 252H213V254H211L212 258H215V260L218 261V259L221 258V255L220 253H217ZM54 255V254H53ZM92 255V254H91ZM144 255V254H143ZM205 255V254H204ZM219 255H220V258H219ZM231 255V254H230ZM8 258H7V257ZM85 257L84 259L82 258ZM128 256H131L132 259ZM135 257V258H134ZM210 257V256H209ZM218 257V259H216ZM7 261H6V260ZM31 259V257H30ZM35 259V258H34ZM229 259V258H227ZM71 260V259H70ZM75 260V259H73ZM90 260V259H89ZM200 260V259H199ZM11 261V260H10ZM53 261V260H52ZM74 262V263H73ZM225 262V261H224ZM230 262V261H229ZM228 262V263H229ZM237 263V262H236ZM216 264V263H215ZM225 264V263H224ZM234 264V263H233Z\"/></svg>",
    "mask_w": 264,
    "mask_h": 264
}]
</instances>
